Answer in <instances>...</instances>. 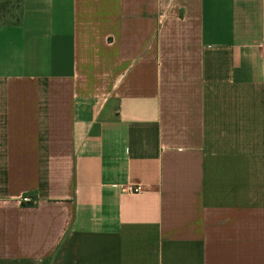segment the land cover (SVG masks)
<instances>
[{"label": "crops", "instance_id": "0c3cea01", "mask_svg": "<svg viewBox=\"0 0 264 264\" xmlns=\"http://www.w3.org/2000/svg\"><path fill=\"white\" fill-rule=\"evenodd\" d=\"M0 264H264V0H22Z\"/></svg>", "mask_w": 264, "mask_h": 264}, {"label": "rangeland", "instance_id": "374dc122", "mask_svg": "<svg viewBox=\"0 0 264 264\" xmlns=\"http://www.w3.org/2000/svg\"><path fill=\"white\" fill-rule=\"evenodd\" d=\"M7 2V9L0 16V23H10L17 20L20 15L21 0H1ZM0 1V2H1Z\"/></svg>", "mask_w": 264, "mask_h": 264}, {"label": "trees", "instance_id": "16d2710c", "mask_svg": "<svg viewBox=\"0 0 264 264\" xmlns=\"http://www.w3.org/2000/svg\"><path fill=\"white\" fill-rule=\"evenodd\" d=\"M1 1V0H0ZM7 9V2L6 1H1L0 2V16L3 15V11ZM22 19V0L20 3V15L17 17L16 21L10 22V23H0V24H17L20 23Z\"/></svg>", "mask_w": 264, "mask_h": 264}, {"label": "built area", "instance_id": "2783aa9c", "mask_svg": "<svg viewBox=\"0 0 264 264\" xmlns=\"http://www.w3.org/2000/svg\"><path fill=\"white\" fill-rule=\"evenodd\" d=\"M127 190L130 191V192H139V191L142 190V186L140 184L129 186V187H127ZM31 199L32 198L30 196H24L22 198V201L23 202H29V201H31Z\"/></svg>", "mask_w": 264, "mask_h": 264}]
</instances>
